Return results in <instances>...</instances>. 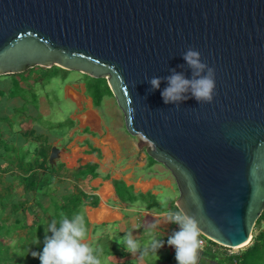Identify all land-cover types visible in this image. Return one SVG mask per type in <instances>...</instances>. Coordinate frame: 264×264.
<instances>
[{"label":"water","instance_id":"water-1","mask_svg":"<svg viewBox=\"0 0 264 264\" xmlns=\"http://www.w3.org/2000/svg\"><path fill=\"white\" fill-rule=\"evenodd\" d=\"M188 47L215 69L216 95L177 109L163 78H193ZM37 67L106 79L129 135L175 179L178 209L222 247L251 243L264 213V0H0V76Z\"/></svg>","mask_w":264,"mask_h":264},{"label":"crops","instance_id":"crops-1","mask_svg":"<svg viewBox=\"0 0 264 264\" xmlns=\"http://www.w3.org/2000/svg\"><path fill=\"white\" fill-rule=\"evenodd\" d=\"M90 84L95 83L85 79L76 84L70 80L66 84L64 98L74 104L70 116L74 124L65 141L50 142L52 148L61 149L56 165L58 176L66 175L65 180L70 182L66 194L83 195L79 214L87 222L85 242L101 254L97 247L113 244L116 234L123 237L131 232L136 241L148 244L149 233L153 232L164 242L158 252L169 257V264H177L175 249L168 246L167 239L179 227L166 223L164 217L166 211L179 210L176 181L167 169L146 155L145 146L138 138L129 135L113 94L98 102L94 91H90ZM20 88L25 91L27 86L21 82ZM18 99L10 102L17 100L21 105ZM154 222L160 227L151 229ZM114 251L108 256L118 252L123 258L132 255L125 247ZM201 251L200 264H215L211 257L220 253L219 250L206 245Z\"/></svg>","mask_w":264,"mask_h":264},{"label":"trees","instance_id":"trees-1","mask_svg":"<svg viewBox=\"0 0 264 264\" xmlns=\"http://www.w3.org/2000/svg\"><path fill=\"white\" fill-rule=\"evenodd\" d=\"M35 69L36 68H34V70ZM38 69L40 71L33 72V84H26L27 89L25 91L20 88V84L23 82L22 80H15L11 86L7 88L8 90L0 89L1 126L6 127L8 126L7 123H11L13 126L16 123L20 125L18 119L21 115L24 116V113L19 114V108L4 109L2 105L10 102H7V99H25L24 95L27 94L26 92L34 90V88L30 89L33 85L42 84L45 86V81L49 83L51 79L55 77L53 72L55 69L63 73L65 80L70 73V71L59 67H53L51 69L38 67ZM26 74L27 72L24 75ZM2 77L3 76H0V79ZM88 78L90 77L86 76L87 80H89ZM90 79L95 83L94 85L90 84V91H94L93 93L97 97L98 102L107 94L112 95L106 79ZM21 101L22 104H24V100ZM31 103L32 102L28 105L26 101L23 107L24 110L30 107L29 114L31 116L27 118L29 120L33 119V123L38 124L37 121L39 118H35L32 115L35 112L36 105L32 107ZM16 113L18 116L10 119L12 114ZM70 122L71 127L69 131L74 124L71 119ZM50 126L54 129H48L46 127L49 131L67 129L63 123H52ZM11 127L12 126H9V128ZM1 132L0 130V149L3 148L5 151L7 150V152L0 155V161L5 163L4 165H0V183L2 186L4 185L0 190V264H40L39 258H34L31 253L42 252L45 236H51V233L47 232L48 227L53 220L57 221V227H59L61 213L69 219L75 214H79L83 195L66 194L60 199L56 197L53 185L56 184L59 166H51L49 163L48 152L52 148L50 145V136L39 132L33 127V129L23 133V137L26 140L32 138L29 148L19 144L21 146H15V153L11 152V154L9 153L11 143L9 144L8 141L3 139ZM10 142H13L15 145L14 141ZM34 145L35 147H33ZM31 148L32 151L30 150ZM29 156H32L31 161L28 160ZM5 181L11 184L6 185ZM15 181H18V185L16 186L14 184ZM17 186L23 188V196L16 193L15 190ZM21 198L25 199L22 200ZM45 199H48L47 205H44ZM36 209H39L40 212H37ZM29 215H32V220H29ZM84 221L87 228V222L86 220ZM255 228L257 229L256 237L253 238L251 241L252 243L244 251L243 256H252L254 252H258L261 247L264 246V213L257 222ZM226 255H228L227 251ZM235 257H239V255H235ZM211 258L216 260L217 256L213 255Z\"/></svg>","mask_w":264,"mask_h":264},{"label":"clouds","instance_id":"clouds-1","mask_svg":"<svg viewBox=\"0 0 264 264\" xmlns=\"http://www.w3.org/2000/svg\"><path fill=\"white\" fill-rule=\"evenodd\" d=\"M182 58L193 70V78L187 79L182 73L172 70L169 76L163 78L167 81V87L161 91L164 103L172 104L177 109L180 103L189 98H195L199 104H211L216 95L215 69L203 62L200 52L193 47H188L182 53ZM149 83L152 91L159 90L161 78L153 76ZM164 217L166 223H173L179 227V230L173 232L167 239L168 246L175 249L177 264H198L199 252L204 241L199 239L201 228L196 215H188L179 208L175 212L166 211ZM157 227L160 225L155 222L150 225L151 229ZM47 232H50L51 236H45L42 252L31 253L34 258H39L40 264H102L96 249L85 242L87 228L82 214H75L69 219L61 213L59 227L57 221L53 220ZM149 234L151 239L143 249L131 232L124 235L122 240L125 251L132 254L139 252L140 259L149 252L159 258L157 253L164 247V242L153 232Z\"/></svg>","mask_w":264,"mask_h":264},{"label":"rangeland","instance_id":"rangeland-1","mask_svg":"<svg viewBox=\"0 0 264 264\" xmlns=\"http://www.w3.org/2000/svg\"><path fill=\"white\" fill-rule=\"evenodd\" d=\"M34 71H40L38 69V67L34 70H28L26 71L27 74L24 75L25 73L22 74H16V75H10L7 77H2L0 79V89H7L11 86V84L15 81V80H22L24 82V85L26 84H33L34 81ZM55 74V77L51 79V81L48 83L45 81L46 85H42V84H35L33 85L30 89H33L32 91H27L26 95H24L25 99H18L19 101L24 100V104L20 105L21 102L17 103L16 101H11L9 103H5V105L3 104V108L7 109H15V108H19V114H23L24 116H20V118L18 119V122L20 123V125H18L17 123L13 126L11 123H7L8 128L1 126V121H0V130L2 131V137L5 141H8L9 144L11 143V147H10V152L9 153H15V146L19 145V144H26L25 146H27V148H29L30 144L32 141H30L32 138L24 140L23 133L27 132L31 129H33V127H35L39 132L44 133L47 136L51 137V142H62L66 140V135L71 127V114L74 111V104L71 101L66 100L65 97V87L66 84H68V82L71 80L72 84H76L77 81L79 82L80 80L84 81L86 79L85 75L79 74V73H75V72H70L68 78L65 80L63 77V73L59 72L58 70H54L53 71ZM31 75V76H30ZM33 78V79H32ZM91 78V77H90ZM88 78L90 81L91 79ZM76 81V82H75ZM8 90V89H7ZM15 100V99H14ZM27 101L28 105H30L32 107H35V112L32 114L33 117L35 118H39L38 119V124H34L33 123V119L29 120L27 117L31 116L29 114L30 111V107H28V109L24 110L23 105H25V102ZM10 101L9 99H7V102ZM23 107V108H22ZM21 108V109H20ZM6 112V111H5ZM15 116L17 117V113L16 114H12V116L10 117V119L15 118ZM27 118V120H26ZM14 122V121H12ZM26 122V123H25ZM58 124V123H63V125L66 126L67 129H58V130H47L48 129H54L52 126H50L51 124ZM35 125V126H34ZM9 126H12L11 128H9ZM47 127V128H46ZM2 128V129H1ZM6 128V129H4ZM20 130H21V136H20ZM46 130V131H45ZM54 136V137H52ZM19 139L21 140L19 142ZM15 140V145L13 141ZM25 150V149H24ZM32 151V148L30 149ZM7 150L5 151L3 148L0 149V155H2L3 153H6ZM11 153V154H12ZM28 160L31 161L32 160V156L28 157ZM5 163H2L0 161V165H4ZM7 167V166H6ZM67 179L66 175H61V176H57L56 179V184L53 185V190L56 194V197L58 199H60L63 195H65L68 191H66L65 189L67 188V185H69L68 183H70ZM73 181V180H72ZM6 185H10V182L5 181ZM15 186L18 185V181L14 182ZM73 184V183H72ZM4 186V185H3ZM2 184L0 183V190L3 188ZM70 187L72 188V186L70 185ZM16 193H18L19 195L23 196V188L21 186H17L16 188ZM53 192V193H54ZM22 200H24L25 198H21ZM48 204V199H45L44 205ZM37 212H40L39 209H36ZM29 220H32V215H29ZM115 232V231H114ZM118 233V232H115ZM22 234V233H21ZM257 234V229L255 228L254 233H253V238L256 237ZM201 238H205L202 235H200ZM124 237V236H123ZM120 235H115L112 238V243L115 244H101L100 246L97 247V249H99V252L101 254H98L102 264H169L168 260L169 257H167L166 254L163 253H157V255L159 256V258H157L153 253L149 252L147 255H145L142 259V261H140V259H138L137 257L140 256V253L137 252L135 254H132L131 257H126L123 258L124 256H121V253H117L115 256H108L109 253H116L114 250L117 249V247H119V249H122L123 247H125L124 243H123V238ZM253 240V239H252ZM252 243V242H251ZM250 243V244H251ZM141 245V249H143L147 244H143V243H139ZM249 244V245H250ZM207 246H214L213 242L207 240ZM244 246L242 248H234L232 250L233 254L235 255H239V257H229L226 256V251L227 249H225V247H222L220 245L217 244V246H215L220 253H218L216 256V260H215V264H264V246L261 247V249L258 252H254L252 254V256L247 255V256H243L244 251L247 249V247L249 246ZM110 246V247H109ZM113 246V249L111 248ZM121 247V248H120ZM110 251V252H107ZM128 256V255H127ZM168 258V260H167ZM165 260V261H163ZM144 261V263H143Z\"/></svg>","mask_w":264,"mask_h":264},{"label":"built area","instance_id":"built-area-1","mask_svg":"<svg viewBox=\"0 0 264 264\" xmlns=\"http://www.w3.org/2000/svg\"><path fill=\"white\" fill-rule=\"evenodd\" d=\"M200 239L204 241V245H203V247L206 246V244H207V240H209V239H207V238H200ZM209 241H211V240H209ZM211 242H213V241H211ZM213 244H214V246H212L213 249L218 250V249L215 247V246H217V244L214 243V242H213ZM225 249H227V253H228L229 256H235V254H233V252H232V250H233L234 248H233V249L225 248ZM236 264H237V262H236Z\"/></svg>","mask_w":264,"mask_h":264},{"label":"bare ground","instance_id":"bare-ground-1","mask_svg":"<svg viewBox=\"0 0 264 264\" xmlns=\"http://www.w3.org/2000/svg\"><path fill=\"white\" fill-rule=\"evenodd\" d=\"M249 243V242H248ZM248 243H247V245H248ZM246 246V245H245ZM244 247V246H243ZM238 248H242V247H238Z\"/></svg>","mask_w":264,"mask_h":264},{"label":"flooded vegetation","instance_id":"flooded-vegetation-1","mask_svg":"<svg viewBox=\"0 0 264 264\" xmlns=\"http://www.w3.org/2000/svg\"><path fill=\"white\" fill-rule=\"evenodd\" d=\"M263 215V214H262Z\"/></svg>","mask_w":264,"mask_h":264}]
</instances>
